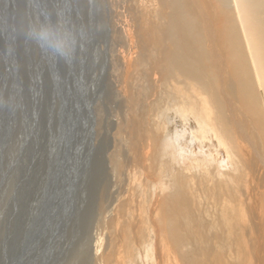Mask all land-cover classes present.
<instances>
[{"label":"rangeland","instance_id":"1","mask_svg":"<svg viewBox=\"0 0 264 264\" xmlns=\"http://www.w3.org/2000/svg\"><path fill=\"white\" fill-rule=\"evenodd\" d=\"M158 6L151 0H0V264H101L104 250L96 257L93 239L97 213L103 199L125 191V176L113 166L121 156L130 161L126 131L135 119L166 126L162 116L190 104L197 92L189 83L180 93L152 84L149 63L167 70L158 49L165 29ZM40 25L71 35L69 59L28 39ZM188 164L184 157L182 165ZM156 175L158 194L172 195L169 179ZM134 182L128 195L142 199ZM154 260L152 254L147 263Z\"/></svg>","mask_w":264,"mask_h":264},{"label":"bare ground","instance_id":"2","mask_svg":"<svg viewBox=\"0 0 264 264\" xmlns=\"http://www.w3.org/2000/svg\"><path fill=\"white\" fill-rule=\"evenodd\" d=\"M151 2L162 9L167 65L149 63L152 84L198 88L162 116L166 126L135 119L126 131L130 161L113 166L125 191L99 204L97 261L148 264L153 254L151 264H264V0ZM156 173L171 179L172 195L158 194ZM133 180L142 199L128 195Z\"/></svg>","mask_w":264,"mask_h":264},{"label":"clouds","instance_id":"3","mask_svg":"<svg viewBox=\"0 0 264 264\" xmlns=\"http://www.w3.org/2000/svg\"><path fill=\"white\" fill-rule=\"evenodd\" d=\"M28 39L37 44L46 54L62 59H69L74 50V41L67 32H62L51 25L32 27L27 33Z\"/></svg>","mask_w":264,"mask_h":264}]
</instances>
